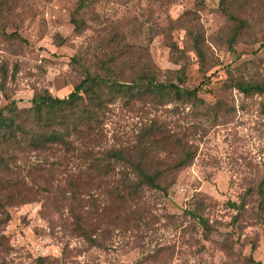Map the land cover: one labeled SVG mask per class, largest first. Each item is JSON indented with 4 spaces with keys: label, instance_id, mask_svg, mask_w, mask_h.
<instances>
[{
    "label": "rangeland",
    "instance_id": "1",
    "mask_svg": "<svg viewBox=\"0 0 264 264\" xmlns=\"http://www.w3.org/2000/svg\"><path fill=\"white\" fill-rule=\"evenodd\" d=\"M219 1L98 0L78 16L77 0H0V108L11 100L28 107L43 89L66 96L82 77L71 57L82 53L85 66L107 59L106 43L122 30L164 80L177 82L184 66V85L202 83L198 96L207 107L112 105L103 128L108 144L132 141L142 117L154 116L175 136L187 130L195 157L167 176L165 192L147 191L136 206L118 205L102 190L81 191L85 233L72 224L66 199L67 171L75 175L72 162L79 161L32 154L46 170L21 179L22 199L2 201L0 264H264V93L246 95L228 82L264 81V0H228L229 12L246 22L232 43L233 22ZM77 16L81 31L71 23ZM195 24L204 60L188 37ZM229 202L244 208L238 213Z\"/></svg>",
    "mask_w": 264,
    "mask_h": 264
},
{
    "label": "trees",
    "instance_id": "2",
    "mask_svg": "<svg viewBox=\"0 0 264 264\" xmlns=\"http://www.w3.org/2000/svg\"><path fill=\"white\" fill-rule=\"evenodd\" d=\"M97 1L77 0V15L90 11ZM219 2L227 19L233 22L232 43L245 31L246 22L229 12L228 0ZM78 16L72 18L71 23L76 31H81L85 21ZM130 34L126 30L114 31L106 43L110 48L109 57L94 61L90 66H85L87 60L82 53L71 57L73 66L81 68L82 77L66 96H52L43 89L34 93L28 107H18L11 100L0 108V210L4 208L2 201L11 203L23 198L21 179L46 170L31 160L32 154H53L54 157L64 154L70 161L73 158L79 161L78 164L72 162L75 175L67 171L70 173V194L66 199L70 204L72 224L84 233L77 206L81 191L102 190L101 193L112 197L118 205L136 206L147 191L165 192L167 176L192 163L195 151L187 141V130L175 136L159 117L153 116L149 121L142 117L132 141L107 143L103 128L116 103L128 108L139 104L144 112L146 106L160 107L168 103L207 108L204 99L198 96L202 83L194 87L184 85V66L177 70V82L164 80L145 48L125 43ZM188 37L196 55L204 60L199 25H194ZM228 82L230 87L246 95L264 93V81L231 78ZM161 153L163 157L159 156ZM61 162L62 159L56 162V169ZM20 173L24 175L19 179ZM261 192L264 195V189L261 188ZM229 205L238 213L244 208L243 203L229 202ZM190 215L197 217L204 230L209 231L207 220L194 212ZM0 245L4 246L1 240ZM250 260L255 263L252 258Z\"/></svg>",
    "mask_w": 264,
    "mask_h": 264
}]
</instances>
